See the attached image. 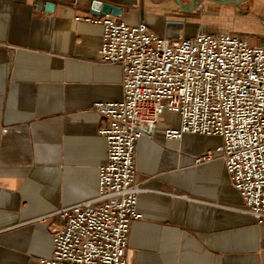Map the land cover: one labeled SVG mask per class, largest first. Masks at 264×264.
Returning <instances> with one entry per match:
<instances>
[{"label":"crops","instance_id":"1","mask_svg":"<svg viewBox=\"0 0 264 264\" xmlns=\"http://www.w3.org/2000/svg\"><path fill=\"white\" fill-rule=\"evenodd\" d=\"M93 1L0 0V264L50 258L62 222L55 213L99 193L107 122L94 104L122 100L124 73L98 59L104 28L86 21L102 17L88 11ZM99 1L122 9L116 19L143 22L171 42L228 31L264 44V26L237 33L207 13L232 4L196 0L190 8L181 0L183 11L177 0ZM249 1L264 21V0ZM179 126V115L166 113L137 142L141 216L131 225L128 264H264V221L247 211L222 160L195 162L222 138L166 137Z\"/></svg>","mask_w":264,"mask_h":264},{"label":"built area","instance_id":"2","mask_svg":"<svg viewBox=\"0 0 264 264\" xmlns=\"http://www.w3.org/2000/svg\"><path fill=\"white\" fill-rule=\"evenodd\" d=\"M86 21L103 26L98 59L122 68L124 96L94 104L108 143L98 195L55 213L62 222L53 254L31 264H128L131 225L141 216L137 142L152 137L166 113L180 117L179 128L166 129L169 139L222 138L195 162L222 160L247 211L263 222L264 44L228 31L171 42L143 22L131 26L112 15Z\"/></svg>","mask_w":264,"mask_h":264},{"label":"rangeland","instance_id":"3","mask_svg":"<svg viewBox=\"0 0 264 264\" xmlns=\"http://www.w3.org/2000/svg\"><path fill=\"white\" fill-rule=\"evenodd\" d=\"M243 6L233 5H211L213 9L207 13L212 18H219L218 24L222 29L230 30L237 33H254L264 26L263 17H258L251 12V3L247 1ZM210 6V5H209ZM214 6V7H213ZM216 8V9H215ZM193 28V27H192ZM212 26L207 29L212 30Z\"/></svg>","mask_w":264,"mask_h":264},{"label":"water","instance_id":"4","mask_svg":"<svg viewBox=\"0 0 264 264\" xmlns=\"http://www.w3.org/2000/svg\"><path fill=\"white\" fill-rule=\"evenodd\" d=\"M208 1L223 3V4L237 5V4L247 2L249 0H208ZM177 2L183 11H188V8L183 7L181 0H177ZM37 3L40 5V7L44 5V8L46 9V11H54L55 9V4H52V3L43 4V2H37ZM195 4H196V0H191L190 8H194ZM88 11L91 14L97 15V16H103V15L120 16L122 14L121 8L114 6L110 3H105L99 0H94L91 6L88 8Z\"/></svg>","mask_w":264,"mask_h":264}]
</instances>
